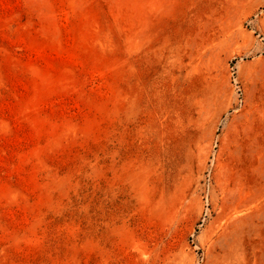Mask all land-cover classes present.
<instances>
[{
	"label": "rangeland",
	"instance_id": "rangeland-1",
	"mask_svg": "<svg viewBox=\"0 0 264 264\" xmlns=\"http://www.w3.org/2000/svg\"><path fill=\"white\" fill-rule=\"evenodd\" d=\"M0 264H264V0H0Z\"/></svg>",
	"mask_w": 264,
	"mask_h": 264
},
{
	"label": "bare ground",
	"instance_id": "bare-ground-1",
	"mask_svg": "<svg viewBox=\"0 0 264 264\" xmlns=\"http://www.w3.org/2000/svg\"><path fill=\"white\" fill-rule=\"evenodd\" d=\"M235 213H238V211H237V212H235Z\"/></svg>",
	"mask_w": 264,
	"mask_h": 264
}]
</instances>
